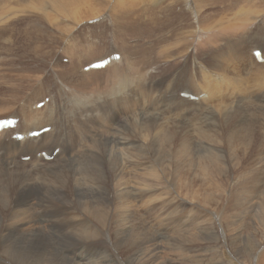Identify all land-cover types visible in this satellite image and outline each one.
Listing matches in <instances>:
<instances>
[{
    "label": "bare ground",
    "instance_id": "1",
    "mask_svg": "<svg viewBox=\"0 0 264 264\" xmlns=\"http://www.w3.org/2000/svg\"><path fill=\"white\" fill-rule=\"evenodd\" d=\"M114 1L84 2L87 8L81 5L85 10L76 11L80 6L77 7L75 0L18 3L0 0V48L6 55L0 59V116L15 113L1 116L0 120H19L14 130L0 133V207L6 210L8 222L15 219L12 224H6L0 210V261L8 253L14 254L9 264H51L59 258L48 251L30 258L27 253L14 251V246H18L14 244L49 246L57 242V236L62 238L57 234L54 215L37 216L58 200L82 214L78 218L85 222L88 217L84 214L92 210L111 213L122 207L123 219L109 222L106 227L122 231L134 229L136 219L131 213V199L142 200L149 195L152 190L148 188H152L156 178L155 169L160 166L153 138L164 131V126L154 120L153 113L169 112L166 118L184 119L183 123L175 119L173 124L180 135L171 133L166 141L172 148L182 146L173 149L175 157L185 154L202 162L218 160L221 165L229 162L234 169L222 172L219 180L223 182H264L261 156L264 154V16H260L261 11L250 7L241 16L247 23L254 19L256 27L247 25L235 14L227 29L221 14H218L220 19L204 18L194 0L182 3L155 0L158 5H167L144 8L135 14L127 0L124 1L129 6L122 11L119 7L117 14ZM235 4L231 6H239ZM218 10L221 7L212 12ZM89 21L94 24L89 25ZM99 25L104 30L99 36L80 34L92 26L96 30ZM160 35L167 39L161 42L169 50L167 54L157 53L156 57L152 51L155 42L147 41ZM110 43L114 51L79 69L81 53ZM255 51L261 52L258 54L261 61L253 56ZM61 54L69 59L68 66L60 64ZM113 55H120V59L112 60L104 69L84 73L86 67ZM188 55L193 57V62L186 67ZM159 59L171 63L162 64ZM169 64L177 65L179 72L173 82L167 83L162 78L163 66ZM161 68V79L155 80L157 76L153 72ZM185 69L192 75H187ZM139 77L142 82L138 81ZM8 83L9 90L3 86ZM223 86H227L224 91ZM159 94L163 97L168 94L169 100L163 99L162 103ZM181 96L198 101L190 102ZM43 102L45 105L38 108ZM205 113L209 115L204 117L208 121L196 129V136H184L189 122L195 126L201 121L199 115ZM47 127L51 128L48 133L29 137L30 133ZM16 135L25 137L19 141L14 139ZM238 145L253 152L257 159L251 161L252 169L243 165L237 179L233 175L240 165L232 162L239 161L238 157L227 155L226 149ZM55 150L59 153L54 162H46L45 157H51ZM79 150L81 153L76 155ZM28 156L31 163L22 162ZM27 176H45L49 178L43 183L45 186L54 184L31 187L30 181L29 185L26 183ZM60 181L72 189L73 201L53 189ZM15 188V194L10 196ZM20 207L32 212L30 218H19L16 210ZM40 227L46 228L53 237L43 234ZM18 234L39 236L31 239ZM252 238L259 244L264 242V235ZM105 242L87 243L106 248ZM72 243L81 245L77 241ZM74 253L71 247L67 248V264L80 263L71 258Z\"/></svg>",
    "mask_w": 264,
    "mask_h": 264
},
{
    "label": "rangeland",
    "instance_id": "2",
    "mask_svg": "<svg viewBox=\"0 0 264 264\" xmlns=\"http://www.w3.org/2000/svg\"><path fill=\"white\" fill-rule=\"evenodd\" d=\"M23 1L25 0H14L15 3ZM125 1L121 0V5H119V1L117 2L116 0V3L114 1L116 6L115 12L117 14L120 13L123 8L128 7L129 5L127 4L130 3V10L133 14L144 8L163 7L167 5V3L158 5L155 0H147L144 4L141 3L142 0L126 1L130 3H126ZM173 1L175 3H182L183 0ZM218 1L219 0H194L196 7L198 9L200 8V14H202L204 18L209 17L213 20L215 17L219 18L218 14H221L224 17L222 23L227 29L229 25L232 24L233 15L236 14L244 21L241 16L244 12L248 11L250 7L259 9L261 11L260 16H264V0H258L256 3H254L255 0ZM75 2L77 7L80 6V8H76V11H83L87 8L84 2H93L97 4L95 0H75ZM124 3H126V5H124ZM235 3H238L239 6L232 7V4L237 5ZM81 5L86 7L81 8ZM119 7H121L120 11ZM217 7H221V10L212 12V9ZM102 18H107V16H103ZM119 20L121 19L119 18ZM244 22L247 25L250 24L251 26L253 25L252 27H256L254 19L248 21L249 24L246 21ZM93 24V22L89 23V25ZM100 26L101 25L97 26V32L92 26V29H84L85 32L81 31L80 34L85 33L99 36L103 33L101 31H104L101 30L102 28ZM129 32L131 31L129 30ZM73 34L78 33L75 32ZM118 36L121 37L122 34L119 33ZM131 40L132 39L129 41ZM162 40L167 39L160 35L158 38L155 36L147 41L155 42V47L152 48V51H154L156 57L157 53L161 51H165L166 54L168 53L169 47L164 48L163 46L166 43H162ZM128 48L133 49L134 47ZM143 49L149 50L147 47ZM111 51L114 50H112V44L110 43L100 44L91 52L81 53L78 61L79 69L83 65L107 56ZM63 56L66 55L61 54L59 62L64 66H68L69 59L63 58ZM7 57L14 58V56ZM4 58H6L5 51L0 48V59ZM186 58L184 66L188 67V63L190 65L193 62V57L188 55ZM159 60L162 64L171 63L167 62L166 59ZM138 64L144 65L142 62H138ZM164 67L165 72L162 78H166L167 83L173 82L175 76H177L179 72V67L172 64L164 65L163 68ZM162 70L161 68V71L153 72V75L157 76V78H154L155 80L161 79L160 74ZM86 72L89 71H84V73ZM184 72L187 75H192L190 70L185 69ZM143 75L147 76L146 73ZM138 81L142 82V77H139ZM17 83L20 84V82ZM3 86L7 87V90L10 89V83ZM166 86L167 85H165V87ZM226 87L227 86H223L222 91H224ZM32 92L33 90H31V93ZM159 96V100H162V103L164 101L163 99L169 100L168 94H166L167 97H163V95L160 94ZM181 97L189 99L187 96ZM42 99L43 97H40V100ZM47 100L48 98H46V101ZM190 102L197 101L193 99V101L190 100ZM164 104H167V102ZM14 114L15 113H5L1 116ZM161 114L162 115L152 114L154 120L158 124L164 126V131L159 135H154L153 138L155 152L160 156V166L155 169L156 178L153 181L152 188H148L152 190L147 193L149 195L146 194L147 196L142 200L140 197L131 199V213L136 219L134 229L130 230L125 228V230L122 231L106 227L109 222L123 219L125 212L122 207L115 208L114 212L111 213L92 210L84 214L88 217V221L85 222L80 221V218H78L82 216V214L71 210L70 206H64L61 201L58 200L46 211H39L37 216L54 215L56 217L55 224L58 227L56 230L57 234L60 233L62 238L57 236L55 238L57 242L49 246L22 244L21 246L20 244H14L18 245L17 247L14 246V251L16 249L15 252H22V254L27 253L26 256L29 258L31 255L42 251H48L54 257H59L58 259H53L51 264H67L65 253L68 247H71L72 250L75 251L71 258H75V261L80 262L76 264H264V242L259 244L252 238L253 235L258 236V238L264 235V182L252 184H246L244 182L237 183V181L223 182L219 180V176L222 175V172L232 171L234 169V167H230L231 164H228L229 162L223 163V165H221L218 160L202 162L193 159L189 155L185 156V154H182L180 157H175L173 149H181L182 146H173L172 148L166 141L170 138L171 133H175L176 136L180 135V133L175 132L173 124L175 119L182 123L184 119L179 117L166 118L169 112H162ZM206 116L209 115L207 113H205V115L200 114L198 119H201V121H197L195 126L189 122L185 127V133L183 135L186 137L191 135L196 136V129L200 125L207 123L208 120L205 119ZM212 135L215 136L214 134ZM79 151H77L76 155L81 153V151ZM226 153L227 155L235 156V159L237 156L239 158H237V160L239 161H233L232 163H238V165H240L239 167L242 166L235 170L236 174L233 175V177L238 176L237 174L240 172V169L243 168V165L250 169L254 168L251 161L256 162L257 157L253 155V152L245 149L243 146L238 145L226 149ZM242 156L246 158H242ZM261 156L262 159H264V154H261ZM55 157L56 154H54V156L52 154V160H46V162H54L53 158ZM28 158L29 160H26ZM30 158L31 157L28 156L24 158L22 162L29 164L31 163ZM78 160L81 161V158ZM31 177L32 176H27L26 178V183L28 185L31 183L32 185H29L31 187L38 184V188H43L54 184L50 183L45 186L43 183L49 181V178L45 176ZM236 178L238 179V177ZM28 181H30V183ZM16 189L17 188L13 189L10 196L15 194ZM53 189L60 192L67 200L73 201L72 189L67 186L64 181L57 182ZM122 189L123 187L119 188L121 192ZM0 210L2 213V221L6 224H12L15 219L8 222L6 220V210L3 207H0ZM16 214H18L19 218H25V220H27V218H30L32 212L27 207H20L16 210ZM24 228H26V226ZM42 228L43 227H40V231H42L43 234L46 233V235H51L46 228L43 229L46 232H44ZM56 231L55 235H57ZM18 236L21 238L29 236V238L34 239L33 237L36 236L37 238L39 234L34 236L30 234H18ZM59 237L60 239H58ZM94 240L98 242L105 240V243L108 245L106 248H100L103 247L100 245L94 246V248L90 243H87ZM74 241L81 243V245L72 243ZM59 251H62L60 256ZM76 253H78V255ZM83 256L84 259L82 258ZM12 257H14V254L8 253L3 260L0 261V264H9L8 261Z\"/></svg>",
    "mask_w": 264,
    "mask_h": 264
}]
</instances>
